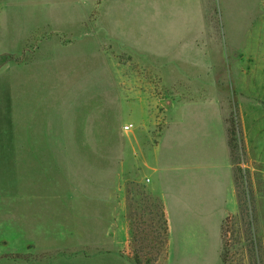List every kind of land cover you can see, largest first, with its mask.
I'll list each match as a JSON object with an SVG mask.
<instances>
[{"label":"rangeland","instance_id":"374dc122","mask_svg":"<svg viewBox=\"0 0 264 264\" xmlns=\"http://www.w3.org/2000/svg\"><path fill=\"white\" fill-rule=\"evenodd\" d=\"M220 100L264 160V0H0V264H260L243 125L228 133L240 208L224 242L170 246L148 188L163 125Z\"/></svg>","mask_w":264,"mask_h":264},{"label":"crops","instance_id":"0c3cea01","mask_svg":"<svg viewBox=\"0 0 264 264\" xmlns=\"http://www.w3.org/2000/svg\"><path fill=\"white\" fill-rule=\"evenodd\" d=\"M188 34H182L176 42L184 41ZM129 52L139 62L134 57L136 53ZM136 71L133 66L124 64L120 71L122 83H138L139 77L133 80L130 76ZM256 104L259 105V102ZM207 106L211 111L207 118L184 113L177 120L181 123L178 126L168 120L159 133L157 143L145 150L150 165L146 170L148 188L163 203L169 223L170 246L176 239L200 248L199 241L208 237L211 231L219 236L222 243L224 220L239 211L235 166L231 159L223 102L220 100ZM260 123L258 135L264 150V125L263 121ZM242 125L254 186L259 191V202L264 211V160L255 155L244 114Z\"/></svg>","mask_w":264,"mask_h":264},{"label":"trees","instance_id":"16d2710c","mask_svg":"<svg viewBox=\"0 0 264 264\" xmlns=\"http://www.w3.org/2000/svg\"><path fill=\"white\" fill-rule=\"evenodd\" d=\"M229 120V119H228ZM227 120V122H228ZM238 125V130L237 129H230L228 127V133L230 134L231 131L233 132V134H236L238 131L241 132V121L239 120L237 122ZM231 135V134H230ZM229 135V144L231 146V150H232V143L234 141V139L232 138V136ZM242 141V139H241ZM241 149L244 151V146H241ZM245 169H243L242 167H239L240 170H246L248 173V177H249V195H250V206H249V217H250V221L248 223L249 227L245 230V232H247V237L246 240H249L250 242V246H248V252L251 255V259L252 256L257 255V250H259V263L260 264H264V231H263V226H262V221H261V217H260V211H259V206H258V197L257 194L255 192V189L253 187V182H252V177H251V170L248 167H244ZM234 175H235V171H234ZM238 178L235 175V183H236V188H237V196H238V202H239V208H240V194H239V183H238ZM231 215H229L223 225H222V231H221V236H222V241L224 242V238L226 236V223L229 221V217ZM168 230V228H167ZM258 236L260 237L259 239V243L257 242V238ZM226 245V243H225ZM225 245L223 243V260L225 263L228 262L227 257L224 255V251H225ZM258 248V249H257ZM137 262H140L137 258ZM257 260L254 262V264H256Z\"/></svg>","mask_w":264,"mask_h":264},{"label":"built area","instance_id":"2783aa9c","mask_svg":"<svg viewBox=\"0 0 264 264\" xmlns=\"http://www.w3.org/2000/svg\"><path fill=\"white\" fill-rule=\"evenodd\" d=\"M132 126H133V124H126V125L124 126V130H125V131H129V130L132 129ZM126 142H127L128 144H131V143L133 142V140H132L131 138H128V139L126 140Z\"/></svg>","mask_w":264,"mask_h":264}]
</instances>
